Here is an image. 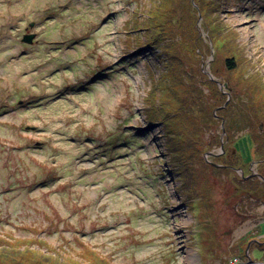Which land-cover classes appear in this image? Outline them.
I'll return each mask as SVG.
<instances>
[{
  "label": "rangeland",
  "instance_id": "obj_1",
  "mask_svg": "<svg viewBox=\"0 0 264 264\" xmlns=\"http://www.w3.org/2000/svg\"><path fill=\"white\" fill-rule=\"evenodd\" d=\"M192 1L211 7L195 13L200 45L182 0H0L2 253L18 264L264 262V187H245L263 182L259 120L225 135L218 116L195 143L175 135L174 155L164 113L148 122L160 102L174 106L153 91L150 13L171 14L175 34L184 24L183 70L211 104L250 95L247 74L264 78V0Z\"/></svg>",
  "mask_w": 264,
  "mask_h": 264
},
{
  "label": "trees",
  "instance_id": "obj_2",
  "mask_svg": "<svg viewBox=\"0 0 264 264\" xmlns=\"http://www.w3.org/2000/svg\"><path fill=\"white\" fill-rule=\"evenodd\" d=\"M182 1L185 8V10L183 11L184 13H189V15L185 14L180 20H184L186 19V17L192 19V21H190L192 22L190 24L192 28L190 29L189 26L187 37L190 36L194 43H198L200 45L201 42H198L200 41V34L195 27V13L197 14V12H200L199 15L204 16L207 13L202 10H206L208 8L211 9V7H207V3L204 1H201V6L196 1ZM191 2H194L195 5L192 6ZM163 4H165V2ZM204 7H206V9H204ZM211 16L212 15H210V18L213 19V17ZM160 17L164 16L161 15ZM159 19L160 18L157 16V13H150V15L148 14L146 16L143 23V28L146 29V31H148L149 33V35L146 37L147 43L152 48H157L160 50V54H158V57L161 58L159 61L160 67L158 68H160L161 72L158 76L161 79L159 81V85H157V87H155L153 91H160L163 94L164 98L168 102H172L174 106L171 112H165V107L162 105V102H160V104L155 106L153 110H149L150 112L148 113V122L153 123L154 120L157 121L155 118L157 117V114L164 113L160 117L162 118V120L157 122L162 123L163 121L166 128L167 126H171L174 128V134L173 132H171L172 136L168 137L167 152L171 153L170 155H174V153H176L177 151L176 147L174 146L175 135H177V138L182 136L186 137L187 139L195 143V141L198 140V138H201L203 133L207 131L208 125L216 123V117L218 116L223 122L222 125L224 131L226 132L225 135H229L232 132H234L235 134H240L241 132L246 130V128H250V126L252 127V123L255 122L254 120H259L258 127H261L264 130V78L260 77L257 73L247 74V81L249 82V87L252 90L250 91V95L248 94L247 96L243 97L239 102L236 101L234 103L232 101V103L228 104L226 107H224V104L222 103L218 106L211 104L208 101L209 99H207L201 89H197L195 83L191 81L193 80V73L188 70H183L184 54L179 53L182 50L184 51L185 49H187V44L184 43L185 38L182 35L184 31V24H182L181 31L178 34H175L172 31L171 26L169 25V23H171L173 20L171 19V14L168 13L164 21ZM214 21H216V19H213V22ZM235 45L233 50H237L238 48V43H236ZM232 48L233 46L230 45V51L232 50ZM226 65L228 69L231 70L234 67V61L232 59H228L226 60ZM245 66L248 67V65L246 64ZM245 70L248 69L246 68ZM252 75H254V77H251ZM148 97L150 98V96ZM147 101H149V99ZM164 102L165 101H163V103ZM249 104H252L255 107L254 113H249V111H247ZM213 109L216 113L212 115ZM167 131H169L168 128ZM214 138H216L215 140L220 144L219 136H214ZM247 138L249 139V141L253 142L250 136H247ZM241 141L242 138L240 137L235 141V143H241ZM256 141L259 142V139L257 137ZM257 145L258 148L261 147V149L263 150V143L261 145L260 143H257ZM238 154V156L242 158L239 152ZM212 166L214 167L215 164H212ZM180 167L181 166L179 165V168ZM258 176L263 179V182L257 179V182H252L253 184H255L251 185L253 188L248 183H246L247 186L245 187L247 191L249 190L253 192L260 187H264V172H260ZM11 260L14 261L15 264H18L19 262L18 260H15L6 255L5 252L2 253L0 249V264H10L9 261Z\"/></svg>",
  "mask_w": 264,
  "mask_h": 264
},
{
  "label": "crops",
  "instance_id": "obj_3",
  "mask_svg": "<svg viewBox=\"0 0 264 264\" xmlns=\"http://www.w3.org/2000/svg\"><path fill=\"white\" fill-rule=\"evenodd\" d=\"M252 226H253V225H252ZM254 226H255V225H254ZM256 226H260L259 228H261V230H262V231L260 232V233H261V237L264 238V219L258 221V223H257ZM261 237H260V238H261ZM258 239H259V238H258ZM255 242H259V241H256V240H255ZM263 243H264V242H263ZM261 244H262V243L259 242V245H260V246H261ZM255 253H256V254L258 253V250H257V249L255 250ZM257 259H258V257L256 258V260H257ZM263 260H264V259H263ZM253 262H254V264H262V263L264 264V262H261V261H256V262L253 261Z\"/></svg>",
  "mask_w": 264,
  "mask_h": 264
},
{
  "label": "water",
  "instance_id": "obj_4",
  "mask_svg": "<svg viewBox=\"0 0 264 264\" xmlns=\"http://www.w3.org/2000/svg\"><path fill=\"white\" fill-rule=\"evenodd\" d=\"M30 27H33V25L31 24ZM32 39H34V35H25L22 38V42L26 43V44H31L32 43ZM259 179L263 180L260 176L256 175Z\"/></svg>",
  "mask_w": 264,
  "mask_h": 264
},
{
  "label": "flooded vegetation",
  "instance_id": "obj_5",
  "mask_svg": "<svg viewBox=\"0 0 264 264\" xmlns=\"http://www.w3.org/2000/svg\"><path fill=\"white\" fill-rule=\"evenodd\" d=\"M254 262H252V264H253ZM243 264V263H242Z\"/></svg>",
  "mask_w": 264,
  "mask_h": 264
}]
</instances>
